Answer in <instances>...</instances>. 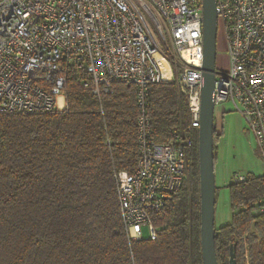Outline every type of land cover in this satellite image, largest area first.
Returning a JSON list of instances; mask_svg holds the SVG:
<instances>
[{"label": "trees", "instance_id": "1", "mask_svg": "<svg viewBox=\"0 0 264 264\" xmlns=\"http://www.w3.org/2000/svg\"><path fill=\"white\" fill-rule=\"evenodd\" d=\"M67 77L63 109L0 111V264H204L198 127L188 97L173 82L151 87L150 115L158 141L192 137L188 176L153 213L157 238L131 241L117 198V172L139 157L133 86L116 83L98 97ZM224 117V114H223ZM214 125L215 170L218 140ZM229 222L216 228L220 264H264V174L230 182ZM216 191L219 187L216 186Z\"/></svg>", "mask_w": 264, "mask_h": 264}, {"label": "built area", "instance_id": "2", "mask_svg": "<svg viewBox=\"0 0 264 264\" xmlns=\"http://www.w3.org/2000/svg\"><path fill=\"white\" fill-rule=\"evenodd\" d=\"M216 3L229 65L217 68L215 104L244 116L264 162V0ZM203 45V0H0V111L63 109L72 69L98 97L133 86L139 157L117 172V198L129 239H155L153 213L186 181L192 137L156 139L151 87L175 83L199 127Z\"/></svg>", "mask_w": 264, "mask_h": 264}, {"label": "water", "instance_id": "3", "mask_svg": "<svg viewBox=\"0 0 264 264\" xmlns=\"http://www.w3.org/2000/svg\"><path fill=\"white\" fill-rule=\"evenodd\" d=\"M219 20L216 0H203V65L200 124L198 127L201 242L204 264H220L216 252V170L214 158L215 82ZM237 244L230 245L229 264H237Z\"/></svg>", "mask_w": 264, "mask_h": 264}, {"label": "rangeland", "instance_id": "4", "mask_svg": "<svg viewBox=\"0 0 264 264\" xmlns=\"http://www.w3.org/2000/svg\"><path fill=\"white\" fill-rule=\"evenodd\" d=\"M229 59L223 26L219 23L217 68L225 72ZM224 114V117H223ZM217 130L222 132L218 140V160L216 165V184L219 187L216 199L217 226L229 222L236 211L230 202L227 185L236 176L263 175L264 162L257 147L255 137L244 116L226 103L216 106Z\"/></svg>", "mask_w": 264, "mask_h": 264}, {"label": "bare ground", "instance_id": "5", "mask_svg": "<svg viewBox=\"0 0 264 264\" xmlns=\"http://www.w3.org/2000/svg\"><path fill=\"white\" fill-rule=\"evenodd\" d=\"M60 103L62 104L64 101H63V96H60Z\"/></svg>", "mask_w": 264, "mask_h": 264}]
</instances>
